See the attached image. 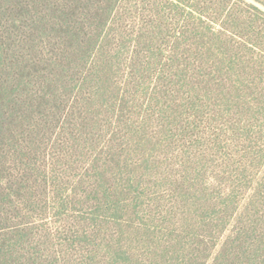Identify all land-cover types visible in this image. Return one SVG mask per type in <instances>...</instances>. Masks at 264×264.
<instances>
[{
	"label": "rangeland",
	"instance_id": "rangeland-1",
	"mask_svg": "<svg viewBox=\"0 0 264 264\" xmlns=\"http://www.w3.org/2000/svg\"><path fill=\"white\" fill-rule=\"evenodd\" d=\"M2 5L0 264H264V0Z\"/></svg>",
	"mask_w": 264,
	"mask_h": 264
},
{
	"label": "trees",
	"instance_id": "trees-1",
	"mask_svg": "<svg viewBox=\"0 0 264 264\" xmlns=\"http://www.w3.org/2000/svg\"><path fill=\"white\" fill-rule=\"evenodd\" d=\"M5 0H0V12L1 10L2 13H7L8 11H10L9 9H2V4ZM10 1L12 4H18L19 0H8ZM52 2L56 0H51ZM19 8H21L22 10L25 11H29L28 7H25L23 4H19L18 5ZM59 10V7L57 8ZM12 11V10H11ZM22 14V13H21ZM17 20H13V25L11 24L9 19H2L1 15H0V59H4L6 61L10 60L11 66L17 65V62H19L18 56L17 54L19 53V50L17 51L16 47H17V36H16V24H17ZM10 43L15 44V46L12 48V45ZM13 54V55H11ZM15 62V63H14ZM2 66H0V71H1ZM6 81L1 79L0 80V88H2L5 85ZM1 139V138H0Z\"/></svg>",
	"mask_w": 264,
	"mask_h": 264
}]
</instances>
